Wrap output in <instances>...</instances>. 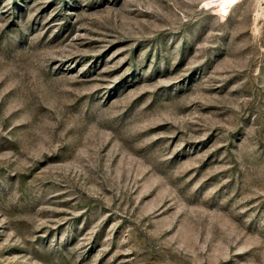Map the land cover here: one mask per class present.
I'll return each mask as SVG.
<instances>
[{
    "label": "rangeland",
    "instance_id": "obj_1",
    "mask_svg": "<svg viewBox=\"0 0 264 264\" xmlns=\"http://www.w3.org/2000/svg\"><path fill=\"white\" fill-rule=\"evenodd\" d=\"M0 264H264V0H0Z\"/></svg>",
    "mask_w": 264,
    "mask_h": 264
}]
</instances>
